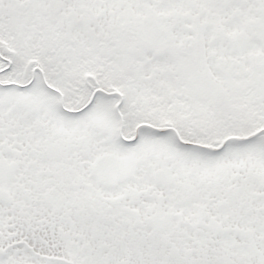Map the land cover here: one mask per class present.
Instances as JSON below:
<instances>
[{
    "label": "snow or ice",
    "instance_id": "obj_1",
    "mask_svg": "<svg viewBox=\"0 0 264 264\" xmlns=\"http://www.w3.org/2000/svg\"><path fill=\"white\" fill-rule=\"evenodd\" d=\"M0 264H264V0H0Z\"/></svg>",
    "mask_w": 264,
    "mask_h": 264
}]
</instances>
